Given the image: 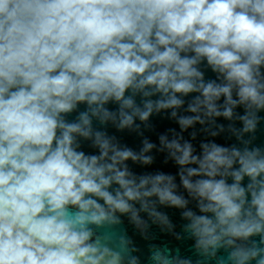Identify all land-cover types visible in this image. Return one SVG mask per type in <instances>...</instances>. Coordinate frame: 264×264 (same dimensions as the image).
<instances>
[{"label":"clouds","instance_id":"obj_1","mask_svg":"<svg viewBox=\"0 0 264 264\" xmlns=\"http://www.w3.org/2000/svg\"><path fill=\"white\" fill-rule=\"evenodd\" d=\"M202 60L226 82L205 83L196 67ZM261 65L264 0H0V264H139L129 238L119 237L112 247L93 226L120 223L117 212L146 226L138 211L169 224L151 198L177 208L188 200L175 193L172 175L129 171L125 161L149 164L152 158L120 149L101 132L94 138L99 155L78 151L76 136H93L89 112L101 122L115 120L103 107L115 101L123 129L134 117L147 121L153 111L181 107L180 97L196 92L188 111L231 119L233 108L244 105L239 119L244 132L252 131L259 119L252 109H264ZM137 94L161 98L144 100L141 108ZM81 102L88 111L67 122L63 114ZM197 122L205 119H178L182 130ZM160 140L181 166L180 180L199 211L212 214L182 213L195 249L216 257L231 247L217 264H264L261 149L210 142L201 144L198 156L189 142ZM153 147L145 140L143 152ZM190 164L198 167H184ZM253 236L259 241H250ZM150 260L192 264L157 246Z\"/></svg>","mask_w":264,"mask_h":264},{"label":"water","instance_id":"obj_2","mask_svg":"<svg viewBox=\"0 0 264 264\" xmlns=\"http://www.w3.org/2000/svg\"><path fill=\"white\" fill-rule=\"evenodd\" d=\"M189 56L195 55L194 53H186ZM184 55V53H182ZM198 70L203 73L204 82L215 81L218 84L225 83L224 77L214 72L210 66H208L206 60H202L196 65ZM261 81L264 82V65L260 66ZM126 96L131 95L130 91H126ZM179 95V94H178ZM200 93H190L187 96H181L184 101L183 105L177 109L161 110L159 112L153 111L147 121H141L139 117H134V123L131 127L119 128L120 123V105L115 101H109L104 104V108L110 113L115 114V120L108 119L101 122L99 117L91 115V128L93 136L91 138H84L77 135L76 140L79 144L78 151H83L86 155H99V149L94 146V138L96 132L105 134L106 138H109L114 145H117L120 149L127 147L131 149L137 156L141 154L151 157V163L144 164L141 160L132 161L131 159L125 161L129 171L135 174L137 177L142 175H155L157 173H164L172 175L174 183L177 185L174 190L177 195L183 196L188 200V204L185 208L171 207L162 205L157 201L156 197H152V201H156L154 207L155 210L165 215L169 221V224H164L154 217H151L148 212L138 211V215L145 225L137 226L130 218V214H121L117 212L115 215L119 217L120 223L105 225L97 228L93 226L95 235L107 237L110 241V246L115 247L118 245L119 237L126 236L130 239L131 244L129 249L135 248V251L131 252V255L138 257L139 264H153L150 260L151 246H157L160 248H168L172 257L178 259H189L192 264H217V260L220 257L227 259L228 253L232 250L231 247L225 249L221 248L217 251L216 257H207L201 255L194 247L195 238L192 237L186 230L185 226L189 223V220L182 216L184 211L191 210L198 215H209L211 213H201L198 208V201L194 199L189 192L183 187L180 180L179 172L181 166L175 163L174 158L170 155V150L161 143L160 137H166L167 142L172 140H178L181 145L185 142L192 144L194 148V155H201L202 143L214 142L224 147H236L239 150H243L245 147L249 150L253 148H260L261 153L264 154V109H252L255 111L259 118L256 127L252 131H243V121L239 119L240 116L246 114L244 105H237L233 108V117L231 119L220 117H204L203 109L200 113H192L188 111V106L191 104L196 96ZM160 94H155L150 97H143L142 94H137L134 97L136 105L143 108V101L151 99L153 101L160 99ZM233 99H238L236 90H233ZM220 110H223L224 97L222 96L217 101ZM88 111V105L86 103H79L77 108L69 113L63 114L67 122H78L80 113ZM126 112L131 114V109H125ZM172 111H176V117L171 115ZM201 115L205 119L204 124L195 123L193 126L188 127L186 130H182L178 124V119L182 116ZM212 132L217 133L215 136L211 135ZM193 133L195 136L193 137ZM148 141L153 144L154 147L147 152H143L144 141ZM111 155V153H110ZM187 167L196 168L198 165L190 164ZM234 168H238L239 165H233ZM185 175L187 173L185 172ZM201 178H207L203 176H193L190 179L193 181ZM219 179L220 177H216ZM227 182L232 183L231 177H227ZM249 183L247 176L241 181V184L246 186ZM117 187L113 185V188ZM250 200V194H249ZM101 204L104 202L99 201ZM137 210L140 209L139 203H136ZM95 235L93 239H95ZM259 236H253L250 241H259ZM241 243V241H237ZM250 246V243H249ZM127 264V261H125ZM231 264V262H228ZM255 264V261H252Z\"/></svg>","mask_w":264,"mask_h":264}]
</instances>
